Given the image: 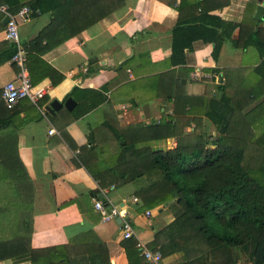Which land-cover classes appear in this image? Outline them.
Returning a JSON list of instances; mask_svg holds the SVG:
<instances>
[{
    "label": "crops",
    "instance_id": "crops-1",
    "mask_svg": "<svg viewBox=\"0 0 264 264\" xmlns=\"http://www.w3.org/2000/svg\"><path fill=\"white\" fill-rule=\"evenodd\" d=\"M198 1L124 0L110 14L41 55L62 77L52 83L46 75L36 82L46 88L37 105L21 98L9 110L0 93V118H8L17 127L18 156L33 184L32 247L64 245L65 264H128L120 217L101 220L93 206L102 194L108 205L120 208L129 220L130 237L161 252L163 228L178 212L165 205L143 206L135 190L148 182V176L127 179L129 171L123 173L127 178L111 181L113 176L107 172L104 183L109 185L100 186L88 168L100 172L116 168L117 132L138 137L136 146H175V136L148 139L142 129L129 134L127 126L136 123L188 118L190 123L183 127L187 133L196 124L190 118H199L204 138L211 139L216 127L205 111L209 99L219 95L218 86L226 79L231 96L259 75L254 74L259 60L255 47L231 42L237 38V24L246 7L253 4L254 14L263 0H203L202 7L196 6ZM23 4L27 2L18 8ZM3 17L0 13V91L18 70L5 58ZM50 17L51 12L45 11L19 20L21 42L36 36ZM256 18L264 26V7ZM229 23L236 26L231 28ZM241 97L247 100L246 90ZM66 98L73 100L69 108L64 105ZM262 98L264 93L242 112ZM54 100L62 104L49 110ZM50 127L54 128L51 133ZM139 255L133 258L134 264H154ZM161 255L165 264L182 257L178 251ZM244 263L250 264L244 258L224 264ZM0 264H30V260L25 254L15 255L0 259Z\"/></svg>",
    "mask_w": 264,
    "mask_h": 264
},
{
    "label": "trees",
    "instance_id": "trees-1",
    "mask_svg": "<svg viewBox=\"0 0 264 264\" xmlns=\"http://www.w3.org/2000/svg\"><path fill=\"white\" fill-rule=\"evenodd\" d=\"M202 1L196 6L202 7ZM24 2L30 6L31 15L51 12L49 22L36 36L22 42L32 83L46 75L52 83L58 82L62 75L41 55L124 4V0H0L11 12ZM253 9V4L246 7L237 24V38L231 43L255 47L259 60L254 74L259 75L243 86L247 100L241 97L243 90L230 96L226 79L218 86L219 95L209 99L205 111L215 124L214 137L204 138L199 118H190L196 124L187 133L183 127L190 123L188 118L136 123L127 126L129 134L142 129L148 139L175 136V146H136L138 137L117 132L116 168L103 172L88 168L100 186L108 184L104 183L107 172L113 176L111 181L127 178L123 173L129 171L131 178L127 179L148 176V182L135 190L143 206L165 205L178 212L163 228L165 240L160 245L164 254H182L174 264H224L241 258L250 264H264V98L242 112L245 105L264 93V26L257 23ZM6 43L5 58H10L15 45L8 40ZM218 49L219 44L213 49L214 56ZM10 122L0 118V259L25 254L30 264H65L64 245H30L33 184L18 156L17 127ZM98 198L108 204L104 195ZM122 243L128 264H134L133 258L139 253L136 239L127 237Z\"/></svg>",
    "mask_w": 264,
    "mask_h": 264
},
{
    "label": "built area",
    "instance_id": "built-area-1",
    "mask_svg": "<svg viewBox=\"0 0 264 264\" xmlns=\"http://www.w3.org/2000/svg\"><path fill=\"white\" fill-rule=\"evenodd\" d=\"M0 10L4 13V16L7 15V19L4 22L3 38L14 43L15 51L11 55L10 59L18 66L15 77L3 83L1 88V98L6 108H12L21 98H28L31 102L37 105L40 98H42L46 92V88L42 84L31 82L28 69L25 66V49L18 33V21L29 17L30 6L28 4H23L15 10V12H11L7 9V5L3 3L0 5ZM53 131L54 128L52 127L48 130L49 133ZM132 199L137 200V197L132 196ZM93 206L99 212L101 220H106L115 216H119L121 218L119 225L123 238H127L132 235L133 231L129 220L122 216L123 212L120 208L110 206L108 204L104 205L99 198L94 200ZM145 212L149 213L148 210ZM135 245L139 249L140 254L148 262L154 264H165L162 261V255L158 249L146 247L139 240H136Z\"/></svg>",
    "mask_w": 264,
    "mask_h": 264
},
{
    "label": "water",
    "instance_id": "water-1",
    "mask_svg": "<svg viewBox=\"0 0 264 264\" xmlns=\"http://www.w3.org/2000/svg\"><path fill=\"white\" fill-rule=\"evenodd\" d=\"M263 7H264V0H263V4H259V5L256 7V10H255V13H254L255 17H259V16H260V14H261V12H262V10H263ZM6 19H7V15H5V16L3 17V20H2L3 23L6 21ZM72 103H73V100H72L71 98H66V99L64 100V105L67 106L68 108L70 107V105H71ZM56 104L60 106L62 103L59 102V101L54 100V101L51 102L50 106H48L47 108H48L49 110H51ZM118 220L120 221V218H119Z\"/></svg>",
    "mask_w": 264,
    "mask_h": 264
},
{
    "label": "rangeland",
    "instance_id": "rangeland-1",
    "mask_svg": "<svg viewBox=\"0 0 264 264\" xmlns=\"http://www.w3.org/2000/svg\"><path fill=\"white\" fill-rule=\"evenodd\" d=\"M250 77V76H249ZM207 140H209V138H207ZM245 264V263H244ZM246 264H248V263H246Z\"/></svg>",
    "mask_w": 264,
    "mask_h": 264
}]
</instances>
